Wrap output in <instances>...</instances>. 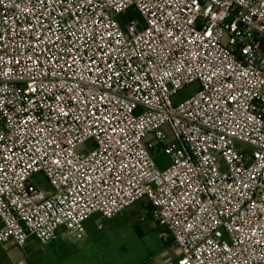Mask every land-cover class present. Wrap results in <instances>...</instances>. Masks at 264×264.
<instances>
[{"label":"built area","instance_id":"obj_1","mask_svg":"<svg viewBox=\"0 0 264 264\" xmlns=\"http://www.w3.org/2000/svg\"><path fill=\"white\" fill-rule=\"evenodd\" d=\"M136 203L175 264H264V0H0L3 250Z\"/></svg>","mask_w":264,"mask_h":264},{"label":"rangeland","instance_id":"obj_2","mask_svg":"<svg viewBox=\"0 0 264 264\" xmlns=\"http://www.w3.org/2000/svg\"><path fill=\"white\" fill-rule=\"evenodd\" d=\"M188 94V90L182 91L175 99L182 100ZM163 130L170 138L167 127L164 126ZM153 162L159 170L170 164L163 153L154 155ZM33 183L48 187L40 174L33 177ZM96 224L102 228L98 230ZM133 226L137 227V232ZM60 234V240L47 247L50 255L42 253L40 245L33 238L23 248L9 244L5 253L13 263L23 264H145L149 261L161 264L166 263L173 249L169 234L146 216L139 203L110 219L98 214L92 216L84 223V232L80 235H68L64 230H60ZM75 250L77 253L69 254ZM31 256H35L32 261Z\"/></svg>","mask_w":264,"mask_h":264},{"label":"crops","instance_id":"obj_3","mask_svg":"<svg viewBox=\"0 0 264 264\" xmlns=\"http://www.w3.org/2000/svg\"><path fill=\"white\" fill-rule=\"evenodd\" d=\"M62 230V229H61ZM62 233V232H61ZM60 238H61V234H60V231H59V233H58V237H57V239L54 241V242H52V243H50V244H48V245H45V246H42V245H40V247H41V250H42V253H49V251L47 250V247H50V246H52L53 244L55 245L57 242H58V240H60ZM30 239V238H29ZM28 239V240H29ZM31 239H32V237H31ZM33 240L35 241V242H37L34 238H33ZM67 240V239H66ZM11 245V244H10ZM52 250V249H51ZM63 250H68V249H63ZM62 250V251H63ZM75 253H77V251L75 250V251H70V255H73V254H75ZM48 255H50V253L48 254ZM35 257V256H34ZM33 256H31V261H32V258H34ZM175 260H176V250L173 248V249H171L170 250V258L169 259H167L166 260V263H163V262H161V264H175ZM30 261V262H31ZM0 264H14L11 260H10V258L8 257V255L5 253V250H3V247H2V245L0 244Z\"/></svg>","mask_w":264,"mask_h":264},{"label":"trees","instance_id":"obj_4","mask_svg":"<svg viewBox=\"0 0 264 264\" xmlns=\"http://www.w3.org/2000/svg\"><path fill=\"white\" fill-rule=\"evenodd\" d=\"M146 216H147L148 218H150L148 214H146ZM150 219H151V218H150ZM133 229L137 232V227H136V226H133ZM169 239H170V238H169ZM170 242H171V239H170Z\"/></svg>","mask_w":264,"mask_h":264}]
</instances>
